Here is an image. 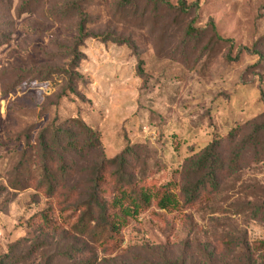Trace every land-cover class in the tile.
<instances>
[{"label":"rangeland","instance_id":"1","mask_svg":"<svg viewBox=\"0 0 264 264\" xmlns=\"http://www.w3.org/2000/svg\"><path fill=\"white\" fill-rule=\"evenodd\" d=\"M167 1L197 5L196 26L213 21L240 59L216 48L203 65L182 40L192 17L144 0L135 15L121 0H0V264H264L263 149L247 145L241 166H229L264 126V0ZM72 117L97 133L69 158L73 188L126 152L129 173L180 201L133 217L116 251L82 252L90 243L70 229L73 209L35 185L14 187L25 147L37 167L40 133ZM214 137L228 173L187 208L184 181L197 178L193 164Z\"/></svg>","mask_w":264,"mask_h":264},{"label":"trees","instance_id":"2","mask_svg":"<svg viewBox=\"0 0 264 264\" xmlns=\"http://www.w3.org/2000/svg\"><path fill=\"white\" fill-rule=\"evenodd\" d=\"M144 1L147 4H153L156 8L169 9L176 19L183 17L188 19L198 9L197 5H188L185 1H180L177 5L167 0ZM120 6L121 10L128 11V14L134 13L135 15L140 11L139 0H121ZM196 22V18L192 17L187 23L182 40L187 47L192 46L193 55L199 53L200 61L205 59L203 65L214 59L212 57L216 48L228 51L225 55L228 63H236L240 59L242 50H239V53L233 57L231 52L237 48L235 42L221 35L213 21L204 27H197ZM82 23L80 32L83 33L85 23ZM115 39L121 40L122 38ZM66 124L46 129L40 133L37 167L36 162L35 165L32 164V160L27 157L28 147H25V156L17 165L18 172L14 187L17 189L25 185L24 188H28L30 185H35L47 197L57 198L62 208L73 209L77 220L70 222V217H68V225L72 231L90 243L83 248L82 252L89 253L95 247L116 251L122 242L121 229L133 217L147 210L154 201L161 208L180 203L170 188L149 185L152 182H147L146 178H135L129 173L126 165L128 162L126 152L101 161L90 185L80 189L73 188L72 182L76 170L73 168L75 162H70V159L82 151L90 150L97 142V133L79 117L67 118ZM262 132H264V126L255 129L242 139L241 146L238 151L236 150L238 154L231 156L229 166L233 168L241 166L244 156L239 150L247 145H252L256 150L261 147L263 153L259 154V157L264 154V143L261 141ZM220 147L221 139L214 137L194 162L193 169L197 178L195 180L186 178L182 187L185 207L194 206L209 189L215 191L221 185L228 169L220 154ZM60 149L63 153L55 158V151ZM113 167L117 169L113 170ZM108 170H110V177H107ZM108 180L111 184L110 194L108 186H105ZM44 217L47 219V216ZM262 244L264 245V242ZM69 253H71L70 249L64 252L63 255L66 257L64 259L67 260L70 257ZM77 264H93V262L87 260Z\"/></svg>","mask_w":264,"mask_h":264}]
</instances>
